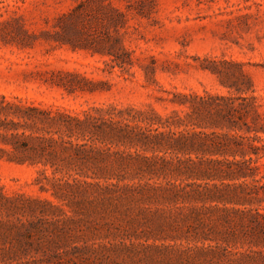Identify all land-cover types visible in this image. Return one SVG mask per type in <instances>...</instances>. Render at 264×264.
Here are the masks:
<instances>
[{
	"label": "rangeland",
	"instance_id": "1",
	"mask_svg": "<svg viewBox=\"0 0 264 264\" xmlns=\"http://www.w3.org/2000/svg\"><path fill=\"white\" fill-rule=\"evenodd\" d=\"M75 9L82 16L69 18ZM82 44L97 52L74 49ZM123 46L133 59L127 68L108 55ZM213 69L227 74L226 86ZM59 81L95 91L71 94ZM236 86L251 89L243 97H256L264 114V0H0V98L81 117L98 109L92 113L127 118L131 108L167 117L186 109L170 102L175 93L239 97ZM261 165L264 174V159ZM41 169L0 161V194L41 200L16 202L26 209L15 216L0 207V219L19 218L29 232L24 263L264 264V228L249 225L248 214H231L227 225L223 212L202 215L206 227L237 236L206 240L195 222H184L194 211L189 203L155 194L42 192L35 182Z\"/></svg>",
	"mask_w": 264,
	"mask_h": 264
},
{
	"label": "trees",
	"instance_id": "2",
	"mask_svg": "<svg viewBox=\"0 0 264 264\" xmlns=\"http://www.w3.org/2000/svg\"><path fill=\"white\" fill-rule=\"evenodd\" d=\"M81 16L82 10L75 9L69 18ZM74 49L97 52L88 44ZM108 55L120 68L133 65L131 53L124 46L122 52L110 50ZM211 71L226 86L223 78L227 74L217 69ZM241 75L251 81L245 71ZM69 76L89 82L78 74L69 73ZM55 84L71 94L95 91L76 82ZM236 87L239 97L175 93L170 102L186 109L175 110L167 117L155 110L133 114V108L129 109L127 118L124 112L119 115L108 112L107 116L92 113L103 112L98 109L87 111L81 117L79 113L54 106L3 96L0 98V161L42 166L40 178L35 181L42 192L134 197L155 194L169 204L189 203L194 211L185 215L184 222L196 223L194 228L202 230L196 231V235L206 240L223 239L227 243L237 238L235 231L206 227L202 224V215L223 212L220 220L227 225L232 222L231 214L240 212L250 216L249 225L264 228L261 212L264 210L261 165L264 114L259 111L256 97H243L251 89ZM16 202L32 204L41 200L0 194V207L11 216L25 212L26 208L17 207ZM235 206L246 209L238 210ZM24 228L19 218L0 219V263L37 264L22 261L27 255L24 238L29 237Z\"/></svg>",
	"mask_w": 264,
	"mask_h": 264
}]
</instances>
